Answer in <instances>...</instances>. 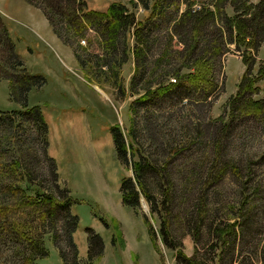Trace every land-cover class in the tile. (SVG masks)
<instances>
[{"label":"rangeland","instance_id":"374dc122","mask_svg":"<svg viewBox=\"0 0 264 264\" xmlns=\"http://www.w3.org/2000/svg\"><path fill=\"white\" fill-rule=\"evenodd\" d=\"M193 1L192 9L195 11L202 6L212 7L211 0ZM259 1L249 0L252 4ZM86 3L88 10L100 12L119 3L123 5L125 15H134L135 23L151 21L146 25L150 46L142 80L138 77L134 79L137 75L134 51L142 49L136 44L137 38L133 37L136 29L127 31L121 26L111 42L107 29L99 32L97 28L88 26L83 35L75 36L64 25L65 30L60 31L64 40H61L52 32L42 9L33 8L22 0H0V17L15 52L24 63L23 68L42 78L39 87H32L18 100H15V91L10 94L8 83L0 81V111L13 113L35 106L39 108L47 124L46 131L39 130L30 117L23 123L25 136L31 139L37 152L34 172L37 180L34 185L41 181L45 190L52 185L66 188L78 203L70 210L71 216L78 220V227L72 235V247L67 245L60 223L54 235L56 239L51 236L43 239L48 257L36 262L65 264L63 255L68 264H74V261L75 264H179L176 258L178 250L191 256L196 249L198 255H203L202 258L211 264H229L232 259L237 261L235 264L242 263L244 259V264H264V159L251 161V181L246 201L242 200L240 183L229 175L226 181L209 191L194 180V168H198L200 173L204 164L211 160L209 156L213 150L210 137L204 135L203 129L209 124L213 127L206 130L213 134L220 119L223 122L227 120L229 101L236 94L245 71L241 53L235 51V45H228V51L216 59L213 74L218 90L207 99L193 90L187 92V97L183 92L180 95L171 94L161 101L150 96L147 102L142 103L138 100L147 89L153 91L160 85L158 83L165 86L173 82L174 77L170 76L172 68L180 60H175L165 48L168 34L173 35L172 49L178 43L179 38L172 29L174 21L164 24L158 17L148 19L150 11H145L137 0H86ZM186 9L187 4L182 2L175 18ZM170 10L175 12L173 7ZM225 12L228 17L233 16L229 6ZM176 48L180 49V45ZM160 55L162 61L158 64L156 60ZM256 60L253 73L264 61V45L259 49ZM185 72L187 70L183 69L182 73ZM259 87L261 92L258 97H262L264 79ZM238 124L234 123L236 130L231 133L236 150L241 155L244 151L247 155H255L258 150H247L255 144L256 135L244 127L255 129L258 123L253 127L250 123H242L240 128ZM112 127H118L124 135L127 162L120 160L116 154ZM131 131L134 140L131 136L129 138ZM44 140L46 147L42 145ZM159 143L178 145L177 151L184 144L177 155L173 154L168 166L177 178V189L183 193L180 199L175 200L176 218H172L171 224L172 235L179 239V245L174 250L161 242L158 234L161 219L150 211L143 197H139L138 208L125 206L121 200L122 181L134 177L131 164L139 160V153L144 154L149 162L161 156L159 151L158 154L154 152L155 148L159 149L156 147ZM23 146L20 145L21 148ZM15 148L19 159L20 151L17 145ZM47 159L52 160L57 175L53 184L47 171ZM178 173L185 180L184 184L179 180ZM203 191L211 209L206 216V224L212 222L213 226L218 224L228 208L232 206L236 211L240 203L245 202L244 218L225 215L229 223H238V238L233 250L225 251L226 258L221 262L217 254L214 256L215 241L208 229L204 227L197 238L194 231L189 233L184 223L191 212L189 207L198 201ZM220 204L221 211H217ZM151 229L155 232V239L151 236ZM91 234L98 235L102 240L101 252L92 259L89 258ZM6 258V252L1 249L0 260Z\"/></svg>","mask_w":264,"mask_h":264},{"label":"trees","instance_id":"16d2710c","mask_svg":"<svg viewBox=\"0 0 264 264\" xmlns=\"http://www.w3.org/2000/svg\"><path fill=\"white\" fill-rule=\"evenodd\" d=\"M22 1L33 8L42 9L52 32L61 40H64L61 34L65 30L64 25L66 30L71 29L75 36L83 35V31L88 26L97 28L99 32L107 29L110 32L108 40L111 42L121 26L127 31L131 28L136 29L133 37L137 38L136 44L142 46V49L134 51L135 71L137 70L134 79L136 80L137 77L139 80L143 79L148 57L147 50L150 46V34L146 30V25L150 20L144 24L135 23L134 15H125L123 5L119 3H114L107 11L100 12L88 10L86 0ZM137 1L145 11H150L148 19L158 17L164 24L174 21L172 29L174 35L179 38L178 43L172 49L173 35L168 34L169 39L165 50H169L175 60H180V63L176 62L177 64L172 68L170 76L174 77L173 82L165 86L158 83L160 85L153 91L147 89L145 95L138 100L139 102H147L150 96L156 101H161L171 94L180 95L182 92L187 97V92L193 90L207 99L218 90L213 74L216 59L228 51V45H235V51L241 53L245 71L236 94L229 101L227 120L223 122L220 119L213 134L206 130L213 126L208 124L205 126L206 129H203L204 135L207 138L210 137L209 141L213 144V150L209 156L211 160L204 164L203 168L206 167L202 168L200 173L198 168H194L196 171L194 180L201 184L203 189L209 191L213 186L226 181L229 175L230 178L240 183L241 193H243L242 200L246 201L251 181V161L256 158L264 159V95L258 97L261 92L259 83L264 79V61L259 63L257 71L253 73L257 65V53L264 45V0H260L257 4H252L249 0H211V8L202 6L199 11L192 9L193 0ZM182 2L187 4V9L176 19L175 14ZM227 6L232 9V17H228L225 12ZM170 7H173L175 12L171 11ZM176 45H180V49H177ZM161 58L162 55L156 63L159 64L162 61ZM23 64L15 52L14 45L0 17V81L8 83L11 95L15 91V97L17 96L15 100H18L21 94H25L32 87H39L42 84V78L33 76L23 68ZM183 69L187 72L182 73ZM29 117L33 119L39 130L46 131L47 124L37 106L22 112L0 111V250L2 249L7 254V258L0 260V264H38L37 259L48 257L43 240L45 236L56 239L54 235L61 223L67 245L72 247V235L78 227L77 217L70 214L71 208L78 203L66 188L62 189L52 185L45 190L41 181L34 185L37 152L33 148L31 139L25 136L26 132L23 129V123H26ZM235 122L239 123L238 128L242 126V123H250L251 127L258 123V128L244 127V129L256 135L255 144L247 151L255 150L256 152L258 150L260 155L256 154L258 152L255 155H247L245 151L241 155L236 150L235 140H231V133L236 130L234 129ZM111 134L118 158L127 162L124 135L118 127H112ZM130 136L134 140L132 131L129 133V138ZM16 145L21 154L19 159L16 157ZM20 145H24L23 148ZM42 145L46 147L47 142L44 140ZM156 147L159 149L155 148L154 152L158 154L159 151L161 156L149 162L144 154L139 153V160L131 164L134 177L122 181L121 200L125 206L138 208L139 197H143L150 211L161 219L158 230L161 242L167 248L174 250L179 245V239L172 235L171 224L172 218H176L175 200L180 199L183 193L179 188L177 189V178L168 166L172 162L173 154L177 155L182 147L178 151V145L165 146L159 143ZM136 152L133 154L135 155ZM47 160L49 162L47 171L50 178L52 177L53 184L57 180V175L52 160ZM178 176H180L179 173ZM180 179L184 184L185 180L181 176ZM204 193L205 191L201 192L198 201L189 207L191 212L184 223L189 233L192 234L194 231L197 238L200 237L204 227L208 229L209 235L215 241L214 256L217 254L221 262L224 257L226 258L225 251L233 250L238 238L236 230L238 223L236 221L229 223L225 215L232 214L237 217L240 215V218H244L245 202L242 201L236 211L232 206L228 208L218 224L213 226L212 222L206 224V216L211 209L208 208ZM221 208L220 204V208L216 210L221 211ZM223 218L225 220H222ZM150 233L155 239V232L151 229ZM90 240L89 258L92 259L101 252L102 240L98 235L92 234ZM62 257L64 263L68 264L65 257L63 255ZM202 257L203 255H198L196 249L191 256H186L181 250L176 252L179 264H211ZM231 262L229 264H232ZM236 262L233 261V264ZM245 262L246 259L242 263L239 261L238 264Z\"/></svg>","mask_w":264,"mask_h":264}]
</instances>
